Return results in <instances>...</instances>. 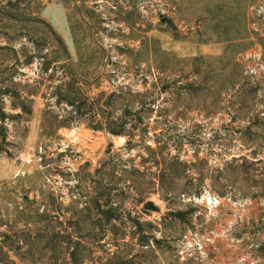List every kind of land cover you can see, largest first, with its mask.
<instances>
[{
  "label": "rangeland",
  "instance_id": "374dc122",
  "mask_svg": "<svg viewBox=\"0 0 264 264\" xmlns=\"http://www.w3.org/2000/svg\"><path fill=\"white\" fill-rule=\"evenodd\" d=\"M74 259L264 264V0H0V264Z\"/></svg>",
  "mask_w": 264,
  "mask_h": 264
},
{
  "label": "trees",
  "instance_id": "16d2710c",
  "mask_svg": "<svg viewBox=\"0 0 264 264\" xmlns=\"http://www.w3.org/2000/svg\"><path fill=\"white\" fill-rule=\"evenodd\" d=\"M143 111L145 112L144 105H143ZM126 113H127V115L130 114L129 111H127ZM135 113L138 115L139 113H142V112L140 110V111L135 112ZM95 128H97V129H103V126L100 124L99 126H95ZM144 130L148 131V127H146ZM108 131L111 132V133H113V134H115V135H121V134L124 133L122 130H117L115 128H109ZM148 150H149V152H151V157H154L155 163L160 164V161L158 159V152L155 149L150 148L149 146H148ZM168 169L172 170L173 168L172 167H169ZM174 172H175V170L171 173V175H173ZM157 176H158V180L161 182L162 188H163L164 187V183H165V179H166L165 178V174L163 173V174H161V176L160 175H157ZM139 201L140 202H143L144 200H143V198H140ZM117 209L118 208L111 207L108 210H102L101 213H102L103 217L100 218L101 221H104L105 223H108V224H112V221L114 219H117V215L115 214V212L117 211ZM186 213L187 212L177 211V212L174 213V216L177 217V218H179L180 220H184V216H185ZM133 223H134L133 224V227H135L134 234L136 235L138 233L140 235L139 238H138V240H139V245L141 247L150 248L151 247V243H153V245H157V246L161 244V240H159L158 238H156L155 235H152V234H150V233H148V232H146L144 230V227H143L144 226V222H142L140 219H134L133 220ZM106 234L107 233H105V231H103L102 234H101V237H105ZM116 255L117 254H115L114 256H116ZM75 261H76L75 262L76 264H80L81 263V260H79V261L75 260Z\"/></svg>",
  "mask_w": 264,
  "mask_h": 264
},
{
  "label": "built area",
  "instance_id": "2783aa9c",
  "mask_svg": "<svg viewBox=\"0 0 264 264\" xmlns=\"http://www.w3.org/2000/svg\"><path fill=\"white\" fill-rule=\"evenodd\" d=\"M207 203L210 207L219 206L220 205V199L216 196H207Z\"/></svg>",
  "mask_w": 264,
  "mask_h": 264
},
{
  "label": "water",
  "instance_id": "95a60500",
  "mask_svg": "<svg viewBox=\"0 0 264 264\" xmlns=\"http://www.w3.org/2000/svg\"><path fill=\"white\" fill-rule=\"evenodd\" d=\"M151 205H152L151 203H147L146 207L149 208V207H151Z\"/></svg>",
  "mask_w": 264,
  "mask_h": 264
}]
</instances>
